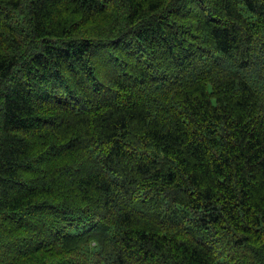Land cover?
Segmentation results:
<instances>
[{"label":"trees","instance_id":"16d2710c","mask_svg":"<svg viewBox=\"0 0 264 264\" xmlns=\"http://www.w3.org/2000/svg\"><path fill=\"white\" fill-rule=\"evenodd\" d=\"M0 264H264V0H0Z\"/></svg>","mask_w":264,"mask_h":264},{"label":"bare ground","instance_id":"6f19581e","mask_svg":"<svg viewBox=\"0 0 264 264\" xmlns=\"http://www.w3.org/2000/svg\"><path fill=\"white\" fill-rule=\"evenodd\" d=\"M231 164V163H230Z\"/></svg>","mask_w":264,"mask_h":264}]
</instances>
